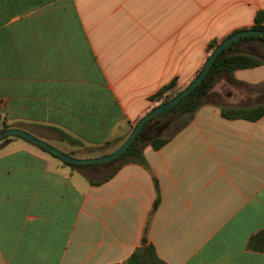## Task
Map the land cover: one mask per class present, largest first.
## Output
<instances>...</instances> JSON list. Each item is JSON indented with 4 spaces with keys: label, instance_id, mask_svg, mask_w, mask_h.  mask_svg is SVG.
I'll use <instances>...</instances> for the list:
<instances>
[{
    "label": "crops",
    "instance_id": "1",
    "mask_svg": "<svg viewBox=\"0 0 264 264\" xmlns=\"http://www.w3.org/2000/svg\"><path fill=\"white\" fill-rule=\"evenodd\" d=\"M258 10L264 0H0V126L81 159L111 154L158 104L151 95L189 84L207 43L250 29ZM230 52L262 63L212 92L251 107L238 83H264V41ZM220 112L203 103L166 144L143 148L148 166L105 179L91 172L104 167L0 140V264H124L145 228L165 264H264V114Z\"/></svg>",
    "mask_w": 264,
    "mask_h": 264
},
{
    "label": "trees",
    "instance_id": "2",
    "mask_svg": "<svg viewBox=\"0 0 264 264\" xmlns=\"http://www.w3.org/2000/svg\"><path fill=\"white\" fill-rule=\"evenodd\" d=\"M264 10H258L254 17V23L251 25V29H261L264 30ZM242 30V29H241ZM246 30V29H243ZM240 30H235L228 34L231 35ZM226 36V37H227ZM224 37V38H226ZM223 38V39H224ZM257 38L264 41V35H246L237 38L228 46H226L223 51L215 58L214 62L209 68V71L203 78L202 82L195 87V89L186 94L175 106L169 109V111L161 112L155 116H153L150 120H148L143 127L141 128L138 137L134 139V141L126 148V150L117 158L112 161H107L104 163H92L86 165H78L75 163H69L61 158L54 156L53 153L45 150L44 151L51 153L55 158L61 161L64 165H68L72 168L84 170L87 167L92 169H99V167H111V171L104 176L105 178H110L113 174L122 166L130 162H134L136 164H143L148 166L146 160L143 155V148L146 145H151L153 148L157 149L161 147L163 144L168 142L176 132L182 129L190 120L193 118L195 112L198 108L206 102L215 104L221 110L220 114L225 118H245L246 120H255L261 117L264 114V83L260 84H247L244 82H239L238 86H240L243 90H246L248 93L253 92L255 94V100L258 102L251 107H244L241 105H230L226 104L222 99L220 94L212 92V88L217 84L218 80L221 79L224 75H228L237 69L242 68H250L257 65H260L262 61L253 55H248L244 52H230L233 46L243 40ZM223 41V40H222ZM222 41H217L216 39H212L207 43L206 50L208 52V56H210L211 51ZM205 59V60H206ZM205 62V61H204ZM204 65V63H203ZM203 65L197 70L196 76L200 73ZM194 77V79L196 78ZM178 81L176 78L170 80L169 84L162 85L153 95L149 97L150 100L158 102L157 105L161 103L168 102L174 95L180 92V88L176 87ZM176 87V88H175ZM176 90L174 95L170 94V91ZM156 105V106H157ZM155 107V106H154ZM139 121V120H138ZM137 121V122H138ZM178 121V125L175 129L168 134V137L160 136L162 126L170 123H175ZM136 122V123H137ZM134 124V126L136 125ZM8 124L4 123L0 126V132L4 131V129L8 128ZM131 128V130L134 128ZM21 137L19 135H16ZM8 136L3 137L1 141L6 139ZM156 186V198L153 203V208L151 213L157 208L160 201V190L158 188V183L155 180ZM147 228H145L142 239H141V247L137 248L133 251L125 260L124 264H165L156 254L155 246L150 242H147Z\"/></svg>",
    "mask_w": 264,
    "mask_h": 264
},
{
    "label": "water",
    "instance_id": "3",
    "mask_svg": "<svg viewBox=\"0 0 264 264\" xmlns=\"http://www.w3.org/2000/svg\"><path fill=\"white\" fill-rule=\"evenodd\" d=\"M250 36V35H264V30L261 29H251V30H241L237 31L235 33H232L231 35L227 36L223 39L222 42H220L210 53V56L205 60L204 65L200 71V73L196 76L195 79L191 80L189 84H187L185 87H183L180 92L176 95H174L171 99L168 100V102L161 103L150 111H148L146 114H144L141 119L136 123L134 128L131 130L130 134L128 135V138H126L119 147H117L111 154H106L103 156H97V157H86L85 159H81L78 157L71 156L67 153H64L60 149L55 148L53 145L47 143L46 141H43L36 137L35 135H31L27 133V131L18 128V127H8L4 129V131L0 132V140L3 139V137L8 135H19L29 142H33L36 145L44 148L45 150L51 152L54 154V156L61 158L62 160L69 162V163H75L78 165H86V164H92V163H104L107 161H112L115 158L119 157L126 148L134 141L135 138L138 137V134L143 127V125L150 120L153 116L161 113L169 111L170 108L175 106L186 94H188L191 90L193 91L197 85H199L207 72L209 71L210 66L214 62L215 58L218 57V55L223 51V49L228 46L230 43H232L234 40H236L239 37L242 36Z\"/></svg>",
    "mask_w": 264,
    "mask_h": 264
},
{
    "label": "rangeland",
    "instance_id": "4",
    "mask_svg": "<svg viewBox=\"0 0 264 264\" xmlns=\"http://www.w3.org/2000/svg\"><path fill=\"white\" fill-rule=\"evenodd\" d=\"M182 89V88H181ZM175 91L176 90H172L171 92H170V94L173 96L174 95V93H175ZM178 125V121L177 122H175V123H168V124H166V125H163L162 126V130H161V133L159 134L160 136H163L164 138L165 137H168V134H170L174 129H175V127ZM111 167H108V166H106V167H104L103 168V170L102 171H100V172H93V171H91L92 173H95L97 176H105L107 173H109L110 171H111Z\"/></svg>",
    "mask_w": 264,
    "mask_h": 264
}]
</instances>
